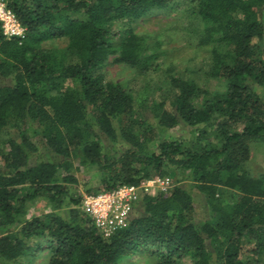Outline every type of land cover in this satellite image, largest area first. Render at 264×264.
I'll use <instances>...</instances> for the list:
<instances>
[{
    "label": "trees",
    "instance_id": "trees-1",
    "mask_svg": "<svg viewBox=\"0 0 264 264\" xmlns=\"http://www.w3.org/2000/svg\"><path fill=\"white\" fill-rule=\"evenodd\" d=\"M5 1L26 34L7 40L0 24V264H31L43 247L48 264H119L139 253L155 264H259L248 255L264 252V174L245 166L251 144H264V0ZM176 6L202 24L209 76L226 88L170 77L157 122L134 118L132 94L100 70L117 56L114 64L155 71L132 25ZM60 38L66 49L42 47ZM179 126L192 136L163 138ZM72 154L99 174L96 186L83 184L86 195L177 172L181 180L167 195L141 198L128 226L107 238L80 209ZM184 180L205 197L208 219L197 220ZM37 198L53 212L28 219Z\"/></svg>",
    "mask_w": 264,
    "mask_h": 264
},
{
    "label": "rangeland",
    "instance_id": "rangeland-1",
    "mask_svg": "<svg viewBox=\"0 0 264 264\" xmlns=\"http://www.w3.org/2000/svg\"><path fill=\"white\" fill-rule=\"evenodd\" d=\"M191 7H173L169 11L154 12L132 25L133 32L142 38L147 47L146 56L150 58V64L155 65V71L143 74L139 68L127 65L114 64L117 56L110 57L107 65L101 70L107 82L120 84L128 90L135 99L134 118H146L156 123V103L158 102L159 89L170 77H180L185 80H193L204 90L209 92H223L226 88L224 81L213 79L209 76L212 66L211 47L199 46V36L202 31V24L195 18L190 17ZM189 11V12H188ZM118 34L117 40L123 37L126 24L115 25ZM120 44V40L118 42ZM67 39L50 40L43 44L45 49L64 50L68 47ZM73 83L68 82L66 87L72 88ZM128 118H122V124ZM14 133V131H13ZM192 129L179 126L173 130L163 133L164 139L180 140L190 138ZM107 140L103 141L106 148ZM74 164L73 174L78 180V191L83 195L86 192L82 189L83 184L97 185L98 172L94 168L83 167L75 154H72ZM246 170L252 177H260L264 174V144L255 142L251 144V159L246 164ZM176 175L178 174L175 173ZM170 177L173 184L180 181L181 177ZM179 185L190 189L196 209L197 220L208 219L209 209L205 197L195 188H191L192 182L184 180ZM222 196L227 200H234L230 192L222 190ZM53 212L50 205L44 198H37L27 206V218L41 217ZM48 249L43 247L37 250L34 255L29 256L31 264H48ZM250 256L251 261L264 264V252L259 257ZM119 264H155L146 253H139L130 259H123ZM183 264H193L191 260Z\"/></svg>",
    "mask_w": 264,
    "mask_h": 264
},
{
    "label": "built area",
    "instance_id": "built-area-1",
    "mask_svg": "<svg viewBox=\"0 0 264 264\" xmlns=\"http://www.w3.org/2000/svg\"><path fill=\"white\" fill-rule=\"evenodd\" d=\"M0 24L7 40L24 38L26 29L8 9L5 0H0ZM174 188L170 177L164 176L143 181L139 186H122L116 190L97 195H84L80 206L100 233L109 238L128 226L136 204L144 196L167 195Z\"/></svg>",
    "mask_w": 264,
    "mask_h": 264
}]
</instances>
